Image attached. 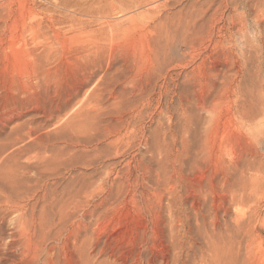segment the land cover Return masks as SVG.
<instances>
[{"label":"rangeland","instance_id":"1","mask_svg":"<svg viewBox=\"0 0 264 264\" xmlns=\"http://www.w3.org/2000/svg\"><path fill=\"white\" fill-rule=\"evenodd\" d=\"M154 1L13 0L0 264H264V0Z\"/></svg>","mask_w":264,"mask_h":264},{"label":"bare ground","instance_id":"2","mask_svg":"<svg viewBox=\"0 0 264 264\" xmlns=\"http://www.w3.org/2000/svg\"><path fill=\"white\" fill-rule=\"evenodd\" d=\"M227 0H208L206 1V5H208L209 7L215 4V3H219V7H224V5L226 4ZM179 2H181V0H163V2H160L159 0H156L154 2H150L148 4L149 6V13H153L151 15H154V13L156 15H154V18L157 19H161V17L163 16L162 13H164L163 11H165L166 9H170L175 7L176 4H178ZM199 3L198 0H193L191 3V6L195 7L197 4ZM13 4V0H0V29L3 28V26H5L4 24L7 23V20L9 19L10 15H11V5ZM116 10V8H115ZM218 10V9H217ZM217 10L211 15V17H214L217 15ZM181 12V11H180ZM223 14V13H222ZM225 14V13H224ZM147 16V15H146ZM101 18V17H100ZM134 18V17H132ZM110 21V20H109ZM155 21V20H154ZM114 27V26H113ZM111 28V27H110ZM156 28V24L155 26H151L149 25H145L144 27H142V30L145 32H151L152 30H154ZM116 29V28H115ZM121 29V28H120ZM118 30V29H117ZM36 41V40H35ZM37 43V42H36ZM95 43V42H94ZM38 44V43H37ZM40 44V42H39ZM52 48H49L48 53H46V57L48 59H50L51 54H52ZM168 74V73H167ZM167 76V75H166ZM165 76V78H166ZM167 82V81H166ZM98 96V95H97ZM92 100H86L84 101L81 105H79L73 112V114L71 116H69L68 118H66L64 121L65 124H63V126H69V122L70 119H72V126L71 129L74 132L79 133H84V134H88L91 135L92 132H96V131H100L101 127L99 126L98 123V119L99 116L97 113H93L92 111L85 109L86 107H88V102L89 104L93 103V106L96 108H100V98L96 97L95 95L92 97ZM97 110V109H95ZM102 131V130H101ZM104 131V130H103ZM107 132L109 131L110 133H112L113 131L108 127ZM105 133V131H104ZM257 178V177H256ZM4 180V183H7L6 179H4V177L2 178ZM2 181V180H1ZM0 181V182H1ZM5 189H4V188ZM0 191L1 190H7V185L6 187L3 186L2 184L0 185ZM255 204V203H254ZM263 204V203H262ZM22 208V204L21 201L19 200H14L11 198L10 194H7V191H3V195H0V211H5V212H20ZM259 211V210H258ZM259 213V212H258ZM251 220V218H250ZM18 224L19 225H23L25 222L21 221L20 219L18 220ZM243 221V220H242ZM236 225V224H235ZM251 225V224H250ZM236 228V227H235ZM237 228L245 235L247 233L248 226H247V222H243V223H238L237 224ZM25 227L22 228V232L25 231ZM250 233V232H249ZM247 235V234H246ZM249 235V234H248ZM243 236V235H242ZM244 238V237H243ZM230 264H253V262L251 260H242V262L240 261H232Z\"/></svg>","mask_w":264,"mask_h":264}]
</instances>
